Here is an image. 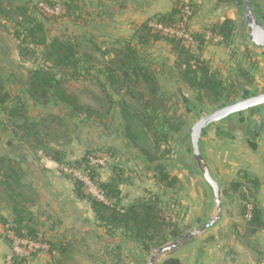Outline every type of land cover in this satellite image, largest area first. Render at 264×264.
Masks as SVG:
<instances>
[{"label":"trees","instance_id":"16d2710c","mask_svg":"<svg viewBox=\"0 0 264 264\" xmlns=\"http://www.w3.org/2000/svg\"><path fill=\"white\" fill-rule=\"evenodd\" d=\"M45 3L51 7L59 3L61 14L58 17L67 20L69 24L81 23L83 8L78 2L51 0ZM12 6L11 2L0 0L1 17H7V10H11ZM183 7V2L179 0L174 14L157 15L153 20L165 26H175L179 22L178 15ZM28 10L24 5L15 8L12 13V16L17 17V25L22 28V33H17L16 37L20 40V54L27 55L25 45L32 47V55H39L34 61L39 66L29 70L27 79L21 84V92L14 97V105L10 107L6 103L10 95L4 91L7 82L0 74V109L6 114L15 136H20L30 150L35 153L42 152L49 160L61 166L68 165L77 170L85 168L104 200L87 192L85 183L77 178L72 180L71 176L75 195L79 201L89 205L97 224L108 232L122 233L126 239L139 244L147 253L153 248L164 247L169 242V236L172 239L179 238L183 231L168 219L159 196L138 198L128 205H123L121 186L124 180L122 174L118 173V167H111L114 175L108 182H103L97 170L90 168L89 155L80 161L67 163L65 152L52 145L54 137L62 136L54 129V125L66 128V119L54 113L33 118L29 109L31 106L48 109L51 105H62L67 109L69 119L84 116V121L97 123H104L117 109L122 119V136L128 145L136 149L147 162L156 163L171 154L170 150L163 149V145L170 141L172 134L182 131L184 121L182 117L169 116L168 101L172 97L163 93L155 72L140 61L134 42L143 46L166 42L171 52L176 55L175 68L178 70L180 81L198 93V100L202 99L201 93H205L208 98L219 101L225 90L223 81L199 58L194 67L191 64L195 59L194 55L186 49L185 41L153 30L150 26L152 20L136 24L133 39L114 40L111 49L103 50V44L97 43L94 37H69V29L67 34L50 37L45 22L50 23L51 18L42 11L45 20L32 17ZM54 17L52 16L55 21ZM210 29L215 36L225 40L233 36V23L229 19ZM193 36L201 49L206 43L205 36L194 32ZM85 42V51L82 53ZM108 54L112 55V59H105ZM83 74L91 77L99 93L87 87L81 88L75 83L84 79ZM7 77L11 81V77ZM184 102L187 104L189 101L185 99ZM156 173L159 184L165 188L172 187V179L164 169L159 168ZM23 180L24 172L19 162L13 158L0 157V194L3 193L12 205V218L6 219L0 212V223L9 225L20 238L46 242L47 240L40 238L37 218L30 210L31 206L36 205V200L27 195V185ZM259 187L258 179L241 173L238 180L232 182L228 189H223V195L229 192L239 195L243 202V219L247 203L253 205L252 217L245 219L243 225L244 237L247 239L264 232V210L256 202ZM8 241L11 244L9 239ZM52 247L55 249L54 244H51ZM66 252L64 248L61 254L64 256ZM27 262L25 258H15L13 264ZM160 264L184 263L170 255Z\"/></svg>","mask_w":264,"mask_h":264},{"label":"rangeland","instance_id":"374dc122","mask_svg":"<svg viewBox=\"0 0 264 264\" xmlns=\"http://www.w3.org/2000/svg\"><path fill=\"white\" fill-rule=\"evenodd\" d=\"M4 1H9L13 4L11 10H7V17L3 18L0 15V74L5 77L7 82L4 91L10 95L6 102L10 107L14 105V97L21 92V84L27 79L29 70L39 66L38 63L34 62L39 55H32V47L29 48L25 45L27 55L23 56L20 54V40L16 37V34L22 33V28L17 25V17L12 16V13L15 8L26 5L32 17L44 19L38 5L41 2L45 3V1L51 0ZM188 1L194 9L193 18L199 9L190 0ZM237 1L227 0L221 7V11L225 16L224 19L227 20V13H231L233 36L230 39L225 40L220 37L221 40L216 42L215 40L219 37L215 36L210 31V28L220 24V22H213L198 32L205 36L206 41L201 49H199L201 46H199L197 41L193 47L185 45L186 49L194 55L195 59L191 62L194 67L196 66V60L199 58L206 63L216 77L223 81L225 90L219 101L208 98L205 93H201L200 97L202 99L198 100V93L189 89L180 81L178 70L175 68L176 55L171 52L166 42L162 41L150 46H143L134 42L140 61L155 72L163 93L168 97H172L168 101L169 116L182 117L184 121L182 131L178 134H172L170 141L163 145V149L171 151V154L163 161L149 163L136 149L128 145V142L122 136V119L117 109L112 112L104 123L84 121V116L71 120L67 109L62 105H51L48 109L31 106L29 109L30 116L33 118L42 114L54 113L66 119V128L58 124V126L54 125V129L58 130L62 136L54 137L52 145L54 148L65 152V161L67 163L80 161L86 155L98 154L101 159H106V165L104 167H93V169L97 170L99 178L103 182H108L114 175L111 167L114 165L118 167V173L122 174L124 180V184L121 186L124 197L123 205H128L138 198L159 196L162 201V208L165 210L168 219L172 220L183 231L180 237L196 230L204 223L203 220L206 218L203 216V212L208 210L212 196L204 180L197 175V166L192 156L190 139L185 137L186 133L196 120L209 112L227 103L238 101L245 94L255 95L264 90V52L253 48L245 39L244 16L241 9L235 5ZM181 2L184 5V0H181ZM253 2L264 16V0H253ZM49 17L51 18L50 23H45L50 37L54 35L62 36L69 32L68 29L70 31L73 30L67 20L62 17L55 16L54 18L56 19L55 21L58 20L57 22L54 21L52 16ZM151 22H154V20ZM72 33L68 34V36L73 37ZM208 34H211L210 39ZM94 38L97 43L103 44V50L112 48L111 43L113 41H104L100 37ZM84 46H86V42ZM83 51H85V47L82 48V53ZM105 59H112V55L108 54ZM7 76L11 77V81ZM83 77L84 79L75 83L81 88L87 87L99 93L98 87L92 82L91 77L87 74H83ZM185 99L190 102L187 103L188 105L184 102ZM254 110L248 112H252L251 115L248 114L247 116V119L252 120L250 126L247 125L249 121L240 119L241 116L246 115L245 113L234 114L226 119L227 121L225 120V129L227 125V130L234 135L236 140L243 139L245 143L248 142L251 128L256 119L264 114V109L253 112ZM8 141H16L21 146L26 147L36 161L40 160L41 157L48 160L45 154L40 151L35 153L24 144L20 136H15L11 123L7 119L6 114L0 109V157L11 158L9 155H16L8 147ZM173 152L174 156L172 155ZM159 168L164 169L168 173L170 179H172V187L165 188L159 184L156 176V171ZM79 172L88 175L85 168L79 170ZM59 173L71 180V176L61 172L60 168ZM73 178L75 177L72 176V180ZM230 185L224 187V189H228ZM87 190V192L91 193L89 187H87ZM91 194L96 197L94 192ZM225 196L228 195L226 194ZM237 196L239 198V208L236 209L235 214L242 217L243 202L240 200L239 195ZM6 203L3 201L2 206H5ZM82 203L88 205L85 202ZM7 204L11 205V203ZM210 208L212 211L213 203ZM86 214L81 222V226L85 227V232L78 235L77 238L62 240L61 242L39 241L43 245H48L50 247L49 250L39 251L27 260L29 261L39 254H44L48 257L49 264H149L153 253L159 249L153 248L147 253L139 244L126 239L122 233H110L106 228L99 226L94 214L93 219L87 218ZM243 220L245 222V219ZM37 222L40 223L39 220ZM6 226L4 235L9 239L6 235ZM209 231L202 236H211L213 232ZM179 238L172 239L169 236V242L164 246L170 245ZM195 239L184 240L172 252L159 255L155 264H160L164 259L173 255L179 247H183ZM51 244H54L55 249L51 248ZM64 248L67 252L63 256L61 252Z\"/></svg>","mask_w":264,"mask_h":264},{"label":"crops","instance_id":"0c3cea01","mask_svg":"<svg viewBox=\"0 0 264 264\" xmlns=\"http://www.w3.org/2000/svg\"><path fill=\"white\" fill-rule=\"evenodd\" d=\"M74 1L83 8V16L81 23H70L73 28L72 31L69 30L70 33L114 41L133 38L136 24L149 22L157 15L174 14L179 0ZM190 1L199 9L191 20L192 31L198 33L213 22L221 24L226 20L221 7L227 0ZM226 16L232 20L230 12ZM248 114L251 115L252 112L240 119L249 121L247 125L250 126L252 120L247 119ZM226 121L206 132L202 142L204 156L222 190L238 180L241 173L258 179L260 187L256 202L264 210V134H261L262 137L249 134L247 143L243 139L238 141L227 130V125L225 129ZM7 145L16 153L9 157L18 161L24 172L23 181L27 185V195L36 200V205L31 206L30 210L32 209L31 212L40 221V238L55 243L77 238L85 232L81 222L85 213L87 218L93 219V212L88 205L76 198L73 182L59 173L61 166L42 157L38 161L34 160L31 152L16 141H8ZM207 189L211 192L208 186ZM227 195L222 196L223 217L220 224L209 231L213 232L212 235L196 238L174 252L173 255L184 264H264V232L250 239L245 238V222L241 216L235 214L239 208V198L232 192ZM0 200L1 215L11 219V205L7 204L10 203L9 200L3 193L0 194ZM211 200L213 203L212 196ZM3 201L7 202L5 206H2ZM210 202L208 210L203 212L206 218L204 222L213 213ZM4 232L5 225L0 223V264H6V258L12 252V246ZM27 264H49V259L46 255L39 254Z\"/></svg>","mask_w":264,"mask_h":264},{"label":"water","instance_id":"95a60500","mask_svg":"<svg viewBox=\"0 0 264 264\" xmlns=\"http://www.w3.org/2000/svg\"><path fill=\"white\" fill-rule=\"evenodd\" d=\"M235 5L237 8L241 9L244 16V26L246 29L245 39L253 48L264 52V16L260 13V10L253 0H238ZM254 109H264V90L255 95L245 94L242 99L227 103L209 112L196 120L186 133L185 137L190 139L192 156L197 166L196 172L211 190L213 197V213L209 219L196 230L180 237L170 245L157 249L153 253L149 264H155L159 255L172 252L182 241L198 238L220 224L223 217V191L204 156L202 149L203 138L209 128L213 126L219 127L221 123L230 116L239 113L247 114ZM262 133H264V114L256 120L250 132L251 136L254 137H259ZM172 155L174 156V152Z\"/></svg>","mask_w":264,"mask_h":264},{"label":"built area","instance_id":"2783aa9c","mask_svg":"<svg viewBox=\"0 0 264 264\" xmlns=\"http://www.w3.org/2000/svg\"><path fill=\"white\" fill-rule=\"evenodd\" d=\"M39 9L49 16H59L61 14V5L58 3L54 7L47 5L44 2H41L38 5ZM193 6L188 0H184V7L179 14V22L175 26H165L163 24H159L157 22H151L150 26L153 30L161 32L169 37L182 39L185 41L187 47H193L196 43V39L193 36V32L190 29L191 18L193 16ZM211 34H208V38L210 39ZM219 37L215 41H220ZM88 164L90 168L93 167H104L106 165V159H101L98 154L93 153L88 157ZM61 172L73 176L85 183L87 187L90 188V192H94V195L101 200H104L103 195L97 191V188L92 184L88 175L80 173L79 170L75 168H71L70 166L62 165L60 167ZM247 193V192H245ZM246 215L245 219L249 220L252 217L253 205L247 203L246 205ZM6 235L9 238L12 246V252L6 258V264H13L15 258H25L28 259L35 255V253L39 251L49 250L48 245H43L39 241H29L23 238H20L14 234V232L10 229L9 226H6Z\"/></svg>","mask_w":264,"mask_h":264}]
</instances>
